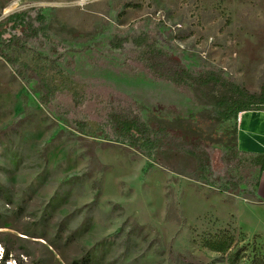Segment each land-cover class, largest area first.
I'll return each instance as SVG.
<instances>
[{
  "label": "rangeland",
  "instance_id": "rangeland-1",
  "mask_svg": "<svg viewBox=\"0 0 264 264\" xmlns=\"http://www.w3.org/2000/svg\"><path fill=\"white\" fill-rule=\"evenodd\" d=\"M30 9L46 19L29 46L57 57L75 88L115 96L146 121L200 124L208 182L186 163L182 173L149 168L127 144L82 133L75 119L101 120L94 101L77 111L64 91L43 104L36 82L0 56V264L264 263V201L251 194L258 169L226 160L233 121L132 59L145 34L193 73L258 92L264 0H0V21ZM116 36L128 37L122 48L111 46Z\"/></svg>",
  "mask_w": 264,
  "mask_h": 264
},
{
  "label": "trees",
  "instance_id": "trees-1",
  "mask_svg": "<svg viewBox=\"0 0 264 264\" xmlns=\"http://www.w3.org/2000/svg\"><path fill=\"white\" fill-rule=\"evenodd\" d=\"M45 19L40 11L30 9L11 13L0 21V56L24 81L36 82L41 102L49 104L64 91L71 92L77 111H81L86 102L94 101L98 105L96 113L101 119L100 122L91 123L85 118H77L73 122L75 128L86 135L127 144L148 159L149 168L155 163H161L182 173L181 166L187 165L191 170L190 174L206 182L210 161L208 153L202 148L205 138L200 124L192 118L183 117H177L173 121L155 118L146 121L136 109L122 105L115 96L110 95L107 98L75 88L72 76L58 64L57 57L42 55L29 46L30 40L38 39L44 32ZM127 39L128 37L116 36L110 44L115 48H122V40ZM134 42L136 53L132 59L141 64L154 79L195 89L198 97L221 109L222 119L233 121L232 140L226 154L227 162L238 167L249 166L264 170V153H244L239 150L236 141L239 113L246 110H264V83L260 91L252 92L245 86L213 72L193 73L178 56L150 43L145 34L139 35ZM51 50L56 52L55 48ZM27 54L32 55L27 58ZM210 86H215L224 93L205 92L204 88ZM258 180L257 177L251 192L255 197ZM216 249L221 250V247ZM7 258L8 254L2 257L4 261ZM72 264L78 262L74 261ZM82 264H90L89 259L83 260Z\"/></svg>",
  "mask_w": 264,
  "mask_h": 264
},
{
  "label": "crops",
  "instance_id": "crops-1",
  "mask_svg": "<svg viewBox=\"0 0 264 264\" xmlns=\"http://www.w3.org/2000/svg\"><path fill=\"white\" fill-rule=\"evenodd\" d=\"M236 141L239 150L244 153H264V110H246L239 113ZM257 177L259 180L256 196L264 201V170L258 169Z\"/></svg>",
  "mask_w": 264,
  "mask_h": 264
}]
</instances>
